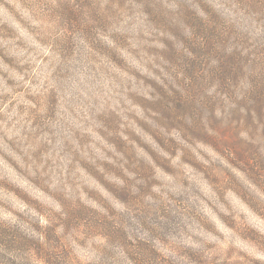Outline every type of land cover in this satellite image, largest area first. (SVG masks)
Here are the masks:
<instances>
[{"label":"rangeland","instance_id":"374dc122","mask_svg":"<svg viewBox=\"0 0 264 264\" xmlns=\"http://www.w3.org/2000/svg\"><path fill=\"white\" fill-rule=\"evenodd\" d=\"M0 221L264 239V0H0Z\"/></svg>","mask_w":264,"mask_h":264},{"label":"trees","instance_id":"16d2710c","mask_svg":"<svg viewBox=\"0 0 264 264\" xmlns=\"http://www.w3.org/2000/svg\"><path fill=\"white\" fill-rule=\"evenodd\" d=\"M0 264H264V239L220 244L48 239L0 221Z\"/></svg>","mask_w":264,"mask_h":264}]
</instances>
